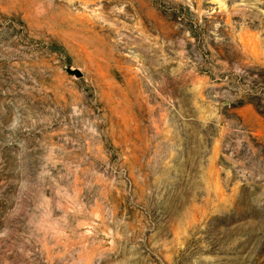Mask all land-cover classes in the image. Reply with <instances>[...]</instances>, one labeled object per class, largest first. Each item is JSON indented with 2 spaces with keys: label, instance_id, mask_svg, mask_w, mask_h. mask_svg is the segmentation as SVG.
<instances>
[{
  "label": "rangeland",
  "instance_id": "obj_1",
  "mask_svg": "<svg viewBox=\"0 0 264 264\" xmlns=\"http://www.w3.org/2000/svg\"><path fill=\"white\" fill-rule=\"evenodd\" d=\"M0 264H264V0H0Z\"/></svg>",
  "mask_w": 264,
  "mask_h": 264
}]
</instances>
